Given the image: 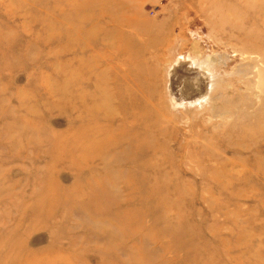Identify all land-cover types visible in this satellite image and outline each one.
<instances>
[{
  "label": "rangeland",
  "instance_id": "obj_1",
  "mask_svg": "<svg viewBox=\"0 0 264 264\" xmlns=\"http://www.w3.org/2000/svg\"><path fill=\"white\" fill-rule=\"evenodd\" d=\"M42 1L43 6H34L0 0V238L14 240L19 249L3 250L0 264H264V0H88L99 1L90 10L101 14L100 24L108 25L106 10L118 22L110 26L113 47L95 50L110 59L98 62L91 83L80 84L73 38L77 25L85 24L76 14L85 0ZM26 8L34 16L23 24L16 11ZM125 36L153 46L142 60L154 68V88L137 84L130 56L120 53ZM84 68L81 79L91 72ZM190 74L205 81L206 97L187 101L181 90L183 97L173 101L170 84L178 86ZM106 80L123 104L115 117L121 119L119 127H143L156 116L161 121L160 135L150 128L158 145V159L150 162L157 167L156 181L168 186L125 183L138 169L130 159L116 165L114 173L95 167L81 175L67 161L74 134L87 129L78 123V115H86L77 86L94 95ZM62 86L64 99L56 93ZM153 91L155 98L147 104ZM155 99L167 105L162 118ZM134 100L137 107L127 103ZM148 111L149 116L141 115ZM55 137L64 141L62 146H54ZM54 155L62 159L50 174ZM118 174L119 184L103 183ZM46 178L53 183V198L36 208ZM76 181L81 182L76 193H66ZM108 192L119 198V211L97 196ZM87 205L98 211L112 208L108 221L69 210L88 211ZM37 209L43 224L30 226L26 220L34 211L41 216ZM21 218L27 228L18 231ZM49 218L53 235L46 229ZM111 228L113 247L100 238ZM240 239L243 247L237 245Z\"/></svg>",
  "mask_w": 264,
  "mask_h": 264
},
{
  "label": "bare ground",
  "instance_id": "obj_2",
  "mask_svg": "<svg viewBox=\"0 0 264 264\" xmlns=\"http://www.w3.org/2000/svg\"><path fill=\"white\" fill-rule=\"evenodd\" d=\"M25 1L29 2L30 4H32L34 6H37L38 4H39V6H43L42 0H25ZM98 2L99 1H94L93 3H90L88 0H85L83 2L78 3V6H77V12H76L77 20H78V22H80V24L82 21L85 23V24H81V25L78 24L77 25L75 30L78 31L79 33H78V35H75V37L73 38V40L75 41V44H76L77 58L79 60L78 71H76L77 78L79 80V84L81 82H84V81H87V83H91L89 77H90V75L92 77V75H93L92 72L93 71L95 72L97 70V68L99 67V63L102 60L105 62V61H107L106 59H110L109 57L104 56L103 54H100L99 52L97 53L95 50L96 49H102L106 45L113 47V44H114L113 41L111 40L112 37L109 36L110 33L114 32L113 27H110V26H111V24H113V22H112L113 20L118 22V20H117L118 18H115V17L113 18L111 13L106 10L105 11L106 16L108 17V20H109L107 23L108 25L106 27V26L100 24L101 14H99V16L96 17L95 14H97L98 12H93V10H90L91 8H97L99 6ZM106 4L107 3H105L104 6ZM101 9L102 8H100V10ZM16 12L20 14L19 16L22 15V17H20V18L23 19V24L28 23L30 18H32L34 16L30 13V10L28 8H26L25 12H23V13H21L18 10ZM103 15H105V14H103ZM87 21H89L90 24H88ZM121 24L128 25V22L127 23L121 22ZM83 26L87 27V29H85ZM24 29H25V27H24ZM44 32H45V27L43 26L41 32L39 33V37H38L39 39L41 37L42 41L45 39L44 37L42 38V34H44ZM2 41L7 44L6 40H2ZM119 48H120L121 54H127L130 56V60L128 62H130L132 66H135V70H136L135 77L139 81V82H137V84H141L142 87H145L147 90H150L151 87L154 88V82L151 84L152 78L155 75L154 68L148 67L144 63V61L142 60L144 58V56L147 54V52H149V49L153 48V46L150 44H145V43L138 44V43L134 42L133 39H131L129 36H125V37H123L122 41L120 42ZM6 55H9V53L7 52ZM85 65H87L88 69L91 68V72L88 73L89 75H87V79H81L82 71L83 72L87 71L84 68ZM107 73H108V71L105 72V67H104V73H102L103 78H106ZM192 73H194V72H192ZM70 75H72V74H70ZM142 75H147L149 77L148 80L142 81L140 79V76H142ZM198 78L199 79H196L191 75L189 78L188 77L184 78V81L181 84L179 83L178 86L175 84L174 85L170 84L169 97L173 101L178 102L183 97L181 95L182 94L181 90H182L184 92L183 94L188 99L187 101L193 102V101H195V98L198 96L200 97V99H202L203 97L205 98L206 97L204 95L205 94V86H207V85H206L205 81L202 79V77H198ZM108 80L109 81L111 80L109 78V76H108ZM108 80H106L105 85L103 84L101 87L96 86L95 91H97V92H95L94 95L90 94L89 92H87L86 90L81 88L79 85L77 86V95H78L77 101L79 103L80 108H82L81 113L86 115L85 117H82L81 114H79L78 119H79V117H81V118L78 120V123L80 125H85L87 127V129L82 130L80 133L74 134V140H72V143L70 144V151H72L71 152L72 156H70L71 157L70 160L68 159L67 161L70 162L73 166L72 168L75 169V171L79 175H81L82 171L87 170V171L92 172L95 167H99L103 172L108 171V172L114 173L115 170L113 168L116 165H119L122 162V160L125 161L126 159H130L133 161L130 166L138 168V169H134L133 172L135 173V176L132 177L131 179L130 178L127 179L125 183H127V182L128 183H140V184L142 183V184H147V185H151V183H154V185L157 188L160 187V189L163 188L162 186H168V184L166 185V182H163L161 185L156 181V175L155 174L157 173V167H156V165H152V162H150L151 160L153 161L154 158H155V160L158 159L156 153H154V150L156 147H158V145H156V142H154L153 136L150 134V128L155 127L156 129H158L159 130L158 134L160 135L163 132L162 130H160L158 128V126L161 125V121L159 123H157L158 117L156 116V120L155 119H146L147 122L145 121L146 123L143 127H137V126H132L129 128L128 127H119L116 124V121H120L121 119H117L115 117H116V114H119V110L121 109L120 106H122L123 104L117 103V100L115 99V96L112 93L113 91L110 88V83L108 82ZM174 81H175V75H173V77L171 79V82H174ZM63 88H64L63 86H62V88H59V92L56 91V93L58 95H62V97L64 99L65 95H64V89ZM208 88L209 87H207V89ZM99 89H102V91H100L98 94ZM152 97H153V99L155 98L154 91H153V93H150L149 96L147 97V104H152V103L148 102V101H151ZM136 102L137 101L134 100L133 102H127V103L133 104L135 107H137ZM155 102L158 105L159 117L162 118V116H160V111H164L165 113H167V110H166L167 105L164 106L165 103L161 104V102L156 101V99L154 100V104H155ZM33 107L29 108V110H32V111L27 112V115L31 116L34 114L33 113L34 110L32 109ZM151 113H152L151 111H148L147 113H145V115L142 113H141V115L147 117ZM14 123H16V122H14ZM85 126H79V128H83ZM19 127H20V125H19ZM25 138H26V136H25ZM28 138H29V136H28ZM30 140L33 142L32 139H28V143L31 142ZM56 140L57 141L54 142V146H58V147L62 146V142H64V141L57 139V138H56ZM58 140H60V141H58ZM79 145H80V147H79ZM83 149H85L86 152H83ZM130 154H132V155H130ZM108 155L109 156L112 155L113 158L108 160L107 159ZM61 159H62V157L60 155H54V157L52 156V161H51L50 166H49L50 168H48V173H50V174L54 173L53 169H55L58 165H60ZM142 168H143V173L140 175L139 169H142ZM150 173H154L155 177L153 179H151L153 176L152 177L150 176L151 178H149ZM146 174H147V176H146ZM121 179H122V176L120 174H118L116 176H113L112 178L110 177L106 181H103V183L106 182L107 184H109V183L119 184L121 182ZM46 180H47L46 182L45 181L43 182L42 192L39 194V196L36 200V203H38L36 208H38L39 206L44 207V202H47L49 200V198L50 199L53 198L54 192L51 189L53 183L50 180V178H46ZM92 181H94V180H92ZM73 185H72L73 187L68 188L69 191H67L66 193L71 194V195L75 194L76 193L75 190L78 189V186L81 185V182L76 181ZM100 185H101V183H100ZM151 186H152V188H154L153 185H151ZM91 196H92L91 197L92 200L95 199V197H96L95 195H91ZM97 196H99L100 199L103 198V200L107 199L109 201V204L112 205V207L114 209L117 208L116 211L120 210V203H119V200H117L119 198L115 197L114 192H111V193L108 192L107 194H103V195L98 194ZM46 199H48V200H46ZM158 205H159V202H158ZM162 205H164V202L161 200L159 207ZM84 206H85V204H84ZM169 206L167 205V207H169ZM68 207H69V205H68ZM68 207L65 205V208H63V210H65ZM98 207H100V206H98ZM73 208H75V207L71 206L69 209L70 212H72V214L81 212L82 215H86L88 217L90 216L89 218H92L91 216H93V215H98V217L100 219H103V220L107 219L106 222L108 221V218L110 217L109 215H111L110 213H112V208L107 210V211H105V210L98 211L96 209L94 210V208H92L91 205H89L87 207L89 212L86 211L85 209L79 211V208L78 209H73ZM177 209H178V206H177ZM110 210H111V212H110ZM35 211H36V209H35ZM35 211L32 213L33 216L31 215V218L29 217L26 220V223L29 224L30 226H37L40 223L43 224V218L41 220V217L43 216V212L40 211V209H37V215L38 216L40 215V212H41V216L38 217L40 220L39 221V220H37L38 218H36V216H35ZM21 216L23 217V214ZM25 216H26V214H25ZM138 219H139V217H138ZM22 220H23V218H21V221L18 222L19 224H17L15 227V229H17L18 231L24 230L25 228H27L25 225V222L22 223ZM114 220H116V219H114ZM140 220H139V223H140ZM237 221L235 220L236 224H237ZM52 222H53L52 219L49 218L45 222V224L47 223L50 226L49 227L48 225H46V229L49 231L50 234L53 235L54 231L52 230V225H54V222L53 223ZM116 222H117L118 226H120L121 228H123L125 225V223L122 222L121 219H119ZM137 224L138 223H136V225ZM163 229H164V227H163ZM165 229L169 230V228H165ZM26 230H25V232H26ZM113 230L114 229L111 228V231L109 233H107L105 235L102 234V237L100 236L101 240L106 241L110 245V247H113V243H110L112 240L111 238L113 236ZM120 232H119L120 234H123L122 231H120ZM240 234H242V231L239 230L238 235H240ZM110 235H111V238H110ZM96 237H98V236H96ZM96 237L94 236L93 238H96ZM3 238L4 237L0 238V256L1 257L5 256V253H3V250H5V249L7 251H15V250L18 251L19 250L17 248L14 240H12L9 243V241L11 239L9 241H7V240H3ZM70 245L73 247L76 246V241L75 240L71 241ZM237 245H238V247H243L244 243L240 239L237 242ZM119 246H121V245H119ZM118 249H119V247H118ZM22 251H24L26 254L28 252L30 253V251H28V250H22ZM22 251L21 252L19 251L18 253L22 254ZM141 251L143 252V250H141ZM147 253L145 252V254H147ZM242 258H243V255H242ZM249 263H251V261ZM240 264H243V263L240 262Z\"/></svg>",
  "mask_w": 264,
  "mask_h": 264
}]
</instances>
